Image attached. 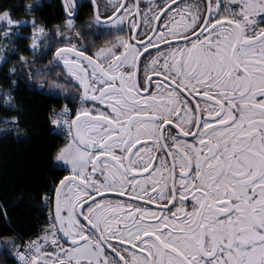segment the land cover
Masks as SVG:
<instances>
[{
	"label": "snow or ice",
	"instance_id": "1",
	"mask_svg": "<svg viewBox=\"0 0 264 264\" xmlns=\"http://www.w3.org/2000/svg\"><path fill=\"white\" fill-rule=\"evenodd\" d=\"M38 7L24 6L30 21L0 9V39L32 25L34 59L20 61L65 101L49 113L60 174L39 194L38 231L3 237L4 253L14 264H264V0H105L103 11L90 0L79 25L77 0H62L52 34ZM8 73L18 86L20 71ZM0 107H17L2 87Z\"/></svg>",
	"mask_w": 264,
	"mask_h": 264
},
{
	"label": "trees",
	"instance_id": "2",
	"mask_svg": "<svg viewBox=\"0 0 264 264\" xmlns=\"http://www.w3.org/2000/svg\"><path fill=\"white\" fill-rule=\"evenodd\" d=\"M35 0H0V9H10L14 19L30 21L32 16L24 11V6ZM41 7L35 11L39 26L50 34L55 25L61 23L63 14L58 0H40ZM32 25L21 29L22 37L15 43V53L9 56L7 63L0 66V87L13 94L15 109L0 107V116L16 115L19 127L10 126L7 132L0 134V205L7 210L8 220L0 215V264H14L3 249V237H15L16 234L27 240L36 233L43 221L39 207V194L50 184L52 178L60 174L56 170L54 154L64 142L53 132L48 115L53 108L65 103L59 95H50L38 88V81L28 80V69L20 61V55L32 61L33 55L27 49V37ZM1 42V39H0ZM50 53L36 57L35 67L47 65ZM16 67L22 79L13 87L15 75L9 76L8 69ZM51 79H56L54 73ZM49 81L45 80V87Z\"/></svg>",
	"mask_w": 264,
	"mask_h": 264
},
{
	"label": "flooded vegetation",
	"instance_id": "3",
	"mask_svg": "<svg viewBox=\"0 0 264 264\" xmlns=\"http://www.w3.org/2000/svg\"><path fill=\"white\" fill-rule=\"evenodd\" d=\"M58 2H59V5L61 7L63 18H64V13H63V9H62V0H58ZM77 3L80 5L79 16L77 17V24L78 25L81 23L86 24L88 17L91 15V11H92V9L90 7V0H77ZM100 3L102 5L101 10L103 11L104 10L103 5L105 3V0H100ZM62 21H63V19H62ZM62 21H61V23H62ZM83 30H86V29H83ZM93 39H96V38L94 37ZM100 42H102V41H100ZM55 46L56 45H53V52H54ZM97 46H99V43L97 44ZM53 52L50 53V55H51L50 59H52ZM54 76L56 77L55 73H54Z\"/></svg>",
	"mask_w": 264,
	"mask_h": 264
},
{
	"label": "rangeland",
	"instance_id": "4",
	"mask_svg": "<svg viewBox=\"0 0 264 264\" xmlns=\"http://www.w3.org/2000/svg\"><path fill=\"white\" fill-rule=\"evenodd\" d=\"M28 25H31V23H28ZM31 34H32V28H31V33L29 34L28 37H30ZM16 41H17V39H15L14 37L9 38L8 40L1 39V42H0V55L9 57L11 54H13L11 49H13V47H15ZM29 45H30V40L28 39L27 49L29 50L30 54L32 55V50L30 49ZM4 63L5 62L0 61V66H2ZM9 129H10V125L9 126H5L3 124H0V134L3 133V132H7Z\"/></svg>",
	"mask_w": 264,
	"mask_h": 264
},
{
	"label": "built area",
	"instance_id": "5",
	"mask_svg": "<svg viewBox=\"0 0 264 264\" xmlns=\"http://www.w3.org/2000/svg\"><path fill=\"white\" fill-rule=\"evenodd\" d=\"M48 122H49V115H48ZM49 125H50V127L52 128V132H53V126L50 124V122H49ZM54 133V132H53ZM57 137H59L62 141H63V139H62V134H56V133H54ZM9 258L13 261V259L11 258V256L9 255Z\"/></svg>",
	"mask_w": 264,
	"mask_h": 264
}]
</instances>
